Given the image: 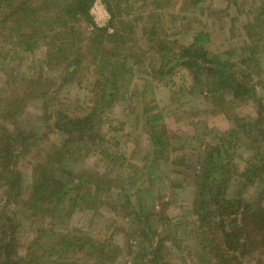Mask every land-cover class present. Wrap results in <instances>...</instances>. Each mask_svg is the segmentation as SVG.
<instances>
[{
	"label": "rangeland",
	"instance_id": "obj_1",
	"mask_svg": "<svg viewBox=\"0 0 264 264\" xmlns=\"http://www.w3.org/2000/svg\"><path fill=\"white\" fill-rule=\"evenodd\" d=\"M106 1H95L91 9L93 23L79 22L87 36L96 27L106 28L108 33L115 32L120 17H112ZM231 1L234 0H170L169 6L158 9L152 6V0H128L127 3L124 0L121 4L123 18L130 22L137 17L144 18L133 30L136 31L138 46L146 52V56L141 65L135 66L125 100L112 104L111 109L105 111L104 118L95 119L93 123L97 132L109 140L110 154L123 157L126 162L124 165L123 162L114 163L102 159V156L92 157L91 153H87L86 156L90 158L77 162L74 168V171L86 169L114 180L122 190L117 186L115 189L107 187L99 195L102 202L95 210L81 207L63 221L58 219L57 212L52 217L30 218L25 207L11 204L7 213L21 224L17 243L20 256L26 257L34 248L36 256L40 257V264H54L59 257L71 264H217V253L223 250L220 249L219 238L211 241L210 228L208 232L202 230L194 214L197 200L195 177L178 174L181 165L167 167L165 160L159 163L149 160L148 138L141 115L145 109H149L151 114H157L158 110L162 112L161 124L166 126L170 137L177 140L176 147H181L180 152H172L171 156L179 162L188 159L196 163L201 161L210 146L220 143L222 134L234 128V122L226 114L212 112L216 95L206 97L194 91L193 75L185 67L170 69L174 66L172 63L164 70L167 74L160 77L153 74L160 68V63L158 58L152 59V54L148 53L150 50L146 51L149 48L142 38L140 26L149 22L162 39L177 40L180 45L191 44L199 32L209 34L210 39L206 44L210 55L221 57L250 75L251 79L247 82L254 87V98L236 103L234 112L246 121H253L258 118L260 109L264 110V14L260 10L261 0H238L237 4ZM112 5L115 7L114 2ZM255 15H260L259 20ZM248 23L258 25L249 32L257 40V45H252L256 55L252 57L251 50L245 47L243 58L246 62L242 64L239 60L241 49L245 44L252 43L246 30ZM17 47L6 44L2 48L0 93L3 94L8 87L7 79L11 75L15 77V82L11 83L20 86L18 92L25 93L27 82L36 81L42 69L43 75L47 72L46 77L53 78L61 86L67 70L50 68L44 46H39L28 55ZM104 49L108 55L119 54V49L115 50L109 40L104 42ZM16 51L18 60L13 59ZM80 72L84 75H76L79 82L70 78L60 91H57L56 83L46 87L47 100L51 98L52 104L55 103L47 110L46 99L33 92L26 95L29 103L16 120L17 124L13 126L0 122V136L4 129L16 135L17 129L21 128L37 133L41 137L39 146L45 149H49L53 143L60 145V135L46 127L47 116L56 109L71 117L84 116L94 105V95L89 89L93 82L92 71L83 69ZM225 94L219 98L229 101L231 95ZM47 133L49 137L44 136ZM249 144L243 137L240 152L233 159L234 167L240 172L246 168L247 157L242 148ZM128 164L141 168V171L135 173ZM20 169L25 176L24 185L29 188L32 167L27 161H22ZM63 179L67 180L65 177ZM175 183L183 186L175 188ZM229 184L228 192L231 194L244 197L250 203L257 200L256 185H240L236 179ZM147 192L152 193L149 199ZM6 200L5 189L0 184V216L4 213ZM117 200L121 201L120 205L112 203ZM67 234L83 235L84 240L94 245V249L86 248L84 254L87 256L77 258L76 251L71 252L61 245L65 243ZM162 238L166 239L163 243L160 241ZM156 251L161 253L160 257L159 254L155 255ZM155 260L160 262H153ZM240 260L241 264H262L264 261L261 254L256 252L241 256Z\"/></svg>",
	"mask_w": 264,
	"mask_h": 264
},
{
	"label": "trees",
	"instance_id": "obj_2",
	"mask_svg": "<svg viewBox=\"0 0 264 264\" xmlns=\"http://www.w3.org/2000/svg\"><path fill=\"white\" fill-rule=\"evenodd\" d=\"M95 1L0 0V56L3 57L2 48L6 44L18 46L17 49L23 50L27 55L39 46H44L50 68L67 70L60 86L53 78L46 77L47 72L43 75L42 69L39 71L40 76L35 78L36 81L27 82L28 87L22 94L18 92L20 86L11 83L15 80L14 75H11L10 79H7L8 87L4 89L3 94L0 93V122L15 126L16 120L29 103L26 95L33 92L47 100L46 87L56 83L57 91H60L68 79L78 81L76 75H84V71L80 72L83 69L92 71L93 82L89 89L91 88L90 91L94 95V105L90 107L87 115L71 117L61 109H56L53 114L47 116L46 127L50 132L60 135V145L53 143L49 149H45L39 146L41 137H38L37 133L21 128L17 129L16 135L6 129L1 133L0 184L5 189L7 200L4 213L0 216V264H40V257L36 256L34 248L26 257L20 256L17 250L21 224L8 215L7 208L11 204L25 207L30 218L52 217L57 212L58 219L63 221L81 207L93 210L100 206L101 192L107 187L115 189L118 184L86 169L74 171L77 162L90 158L86 156L87 153H91L92 157L102 156V159L114 163L123 162L124 165L126 162L123 157L110 154L109 140L97 132L93 122L95 119H103L105 111L111 109L112 104L126 98L128 85L135 74V66L141 65L146 56V52L138 46L136 31L133 30L144 18L137 17L130 22L123 18L121 4L124 0H108L106 3L112 17H120L115 32L108 33L106 28L96 27L87 36L79 22L83 20L93 23L91 9ZM230 3L237 4L238 0ZM170 4V0H152V6L158 9ZM260 10L264 14V0H261ZM255 16L259 20L260 15ZM129 27L133 28L129 30ZM140 28L142 38L147 41L149 48L146 51L150 50L148 53L152 54V59L158 58L160 63V68L153 74L158 77L167 74L164 70L172 63L174 66L170 69L185 67L193 75L194 91H199L197 93L206 97L216 95L212 112L226 114L234 122V128L223 133L220 143L211 145L201 161L196 163L193 159H188L179 162L171 156L172 152H180L181 147H176L177 140L170 137L166 126L161 124L162 112L158 110L157 114H151L149 109H145L141 122L144 123L148 138L149 160L156 163L165 160L167 167L181 165L180 171L175 170L178 174L195 177L197 200L194 203V214L198 217L202 230L208 232L210 228L211 241L219 238V246L223 250L214 251H219L217 264H241V256L245 257L254 252L260 253L264 259V110L261 108L258 118L253 121H246L234 112L236 103L254 98V87L247 82L251 79L250 75L238 70L235 64L221 57L211 56L206 44L210 39L207 33L199 32L191 44L180 45L177 40L162 39L157 29L150 27L149 22H145ZM254 28H258V25L248 23V34ZM249 38L252 40L251 45L245 44L241 49L239 60L242 64L246 62L243 58L245 47L251 50L252 57L256 55L252 45L255 43L256 46L257 40L251 34ZM106 40L114 45L115 50L119 49V54L108 55L105 52ZM259 55L262 57L261 52ZM13 59L18 60L17 51ZM225 93L231 95L229 101L219 98L224 97ZM50 99L46 101L45 110L55 104H52ZM44 136L49 137L48 133ZM243 137L250 144L242 148L247 157L246 168L240 172L234 167L233 159L235 154L240 152ZM149 160L147 161L150 162ZM22 161H27L32 167L29 188L24 185L25 176L20 169ZM128 167L135 173L141 171V168L133 164H128ZM70 168L72 170H68ZM235 179L240 185L257 186L258 198L255 203L228 192L229 182ZM90 186H94V190ZM174 186L181 188L183 185L175 183ZM117 187L122 190L121 186ZM138 192L139 190L137 194ZM151 195V192H147V199ZM128 200L130 202V199ZM112 203L120 205L121 201ZM84 238L83 235L67 234L65 243L61 245L71 252L76 251L77 258L86 257L84 251L86 248L94 249V245ZM165 240L162 238L160 241L163 243ZM158 254L156 251L155 255ZM160 256L161 253L158 257ZM54 264L71 263L59 257Z\"/></svg>",
	"mask_w": 264,
	"mask_h": 264
}]
</instances>
